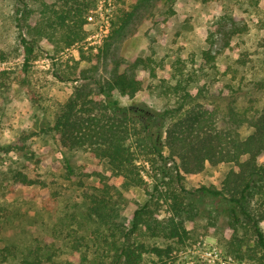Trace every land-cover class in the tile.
<instances>
[{"label":"trees","instance_id":"obj_1","mask_svg":"<svg viewBox=\"0 0 264 264\" xmlns=\"http://www.w3.org/2000/svg\"><path fill=\"white\" fill-rule=\"evenodd\" d=\"M13 1L23 72L35 58L36 45L41 40L61 44L62 48L82 42L87 14L96 7V0H32L38 3L36 9L29 6V0ZM148 1L114 0L110 37L122 31L134 12ZM252 3L261 11L258 0ZM164 13H175L173 0H167ZM231 25V33L242 31ZM222 31L219 25L215 33ZM214 34H207L209 46L213 45ZM5 54L0 50V62L6 60ZM78 57L79 61L93 60L92 54L85 56L81 51ZM174 59L171 72L150 87L157 98L172 100V107L157 110L144 103L121 106L114 98L117 93L131 100L142 90L143 78L137 76L136 69L156 78L160 64L151 56L134 57L124 71H119L116 64L109 78L97 83L96 92L80 84L65 102L55 104L53 124L46 131L61 148L83 150L92 159L106 162L114 176L139 188L147 185L145 168L154 172L147 199L130 216L120 213L126 208L122 194L97 173L100 187L82 193V217L76 220L71 214L70 222L82 226L81 222L88 220L96 225V231H105L95 252L107 259L103 264H174L179 248L195 241L192 233L199 221L205 222L201 226L204 229L212 228L221 234L228 256L239 262L264 264V97L258 109L239 108L234 90L227 86L226 107L220 110L203 101L207 94L204 87H198L196 93L189 90L206 75V64L215 68V54L210 49L203 50L202 63L183 56ZM81 73V79L89 78ZM54 76L61 82L75 81L58 72ZM220 120L222 126L218 125ZM243 127L249 130L245 137L239 132ZM14 150L22 151L24 146ZM222 164H231L232 168L219 188H186V175L201 173L206 165ZM68 173H72L70 168ZM14 181L24 186L35 184L21 172L14 175ZM3 213L0 208V219ZM151 239H160L166 245H153ZM15 254V249L6 245L0 249V261ZM53 257L52 253L30 249L21 256L20 264H52Z\"/></svg>","mask_w":264,"mask_h":264},{"label":"rangeland","instance_id":"obj_2","mask_svg":"<svg viewBox=\"0 0 264 264\" xmlns=\"http://www.w3.org/2000/svg\"><path fill=\"white\" fill-rule=\"evenodd\" d=\"M208 1L203 4L201 0H173L175 13L167 16V0H149L111 38L115 2L96 0V7L87 14L82 42L62 48L61 44L41 40L36 45L35 58L23 72L12 16L14 1L0 0V50L7 55L0 62V208L4 210L0 219V249L8 245L16 251L14 257L0 264H20L21 256L30 249L54 254L52 264H103L107 259L95 252L105 231H96V225L88 220L82 221V226L70 222L71 214L76 220L82 217V193L100 187L96 176L100 173L122 194L126 208L120 213L130 216L151 191L154 172L148 167L143 173L147 185L136 187L114 176L106 162L92 159L83 150L61 148L46 131L53 124L55 104L65 102L75 86L87 84L96 92L97 83L105 82L116 64L119 71H124L134 57L151 56L160 64L156 78L136 69L137 76L143 78L142 90L131 100L117 93L114 98L121 106L144 103L157 110L172 107V100L157 98L150 87L171 72L176 56L202 63L201 52L210 49L215 54V68L206 64V75L189 90L196 93L198 87H204L207 94L203 101L222 110L229 94L227 86H231L237 107L260 108L264 97V0H258L261 11L253 7L252 0ZM28 2L33 9L37 8V2ZM90 15L91 22L87 20ZM231 23L242 31L231 33ZM219 25L223 31L217 34ZM208 33H215L212 46L206 41ZM79 51L85 56L92 54L93 60L79 61ZM56 72L75 81L61 82L54 76ZM81 72L89 78L81 79ZM218 125L222 126L223 120ZM239 132L245 137L249 130L243 127ZM21 145L24 150H14ZM230 168L231 164L206 165L201 173L186 175L184 184L188 189L201 185L219 188ZM17 172L35 184L24 186L15 182ZM159 214L165 215L163 210ZM198 224L192 233L195 241L179 248L174 264H251L228 256L220 241L221 234L201 227L204 221ZM149 242L166 245L160 239Z\"/></svg>","mask_w":264,"mask_h":264},{"label":"built area","instance_id":"obj_3","mask_svg":"<svg viewBox=\"0 0 264 264\" xmlns=\"http://www.w3.org/2000/svg\"><path fill=\"white\" fill-rule=\"evenodd\" d=\"M87 20L91 22L93 20V17L90 15Z\"/></svg>","mask_w":264,"mask_h":264}]
</instances>
